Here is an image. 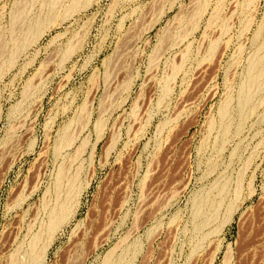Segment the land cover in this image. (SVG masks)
Here are the masks:
<instances>
[{
    "label": "rangeland",
    "instance_id": "1",
    "mask_svg": "<svg viewBox=\"0 0 264 264\" xmlns=\"http://www.w3.org/2000/svg\"><path fill=\"white\" fill-rule=\"evenodd\" d=\"M50 1L0 0V264L70 189L40 264H264V0H61L14 54Z\"/></svg>",
    "mask_w": 264,
    "mask_h": 264
},
{
    "label": "bare ground",
    "instance_id": "2",
    "mask_svg": "<svg viewBox=\"0 0 264 264\" xmlns=\"http://www.w3.org/2000/svg\"><path fill=\"white\" fill-rule=\"evenodd\" d=\"M247 1V0H246ZM250 2V1H249ZM252 2V1H251ZM61 4V0H51L50 2H49V5H48V14L49 15H46V17H37L36 19H34V21L29 25V26H27V30H26V32H25V34L22 36V37H20V38H16V39H14V40H12L13 42H12V46H13V53L14 54H16V53H19L21 50H23L27 45H28V43L30 42V41H33V40H35L40 34H41V32L43 31V28H44V26H45V22L50 18L49 16H50V14L52 13V12H54V10L55 9H57V5L58 4ZM247 3V2H246ZM249 4V3H248ZM82 5V0H72L71 2H70V4L66 7V11L65 12H69V11H72V10H74V9H76L77 7H79V6H81ZM247 5V4H246ZM53 14V13H52ZM64 15V14H63ZM259 30H256V32H255V40L257 41V42H259V47H260V49L264 46V39L263 38H261V31H262V28H258ZM258 49V48H257ZM259 49V50H260ZM261 55H263V54H261ZM256 55H254V57L253 58H251L250 59V61H248L249 62V64H248V67H249V69L247 68L246 70H248V72H247V80L245 81L244 80V82H245V84H241V86H243L242 87V91H245V92H247L248 93V91H250V89H254V87L255 88H259V86H261V84H260V82H259V76L261 75L260 74V72H261V70L263 71V67H261V64L262 63H260L261 61L259 60L260 58H259V56H258V59L255 57ZM262 65H264V64H262ZM263 75V74H262ZM262 80V79H261ZM264 81V80H263ZM260 84V85H259ZM256 89H254L253 91H255ZM241 91V90H240ZM241 91V92H242ZM247 93H245L246 95H247ZM241 93H239V95H240ZM243 94H244V92H243ZM243 94H242V97H244L243 99H241V102L240 103H238L239 105H240V109H243V107H245L246 105H247V103L249 102V99H250V97H248V96H245V94H244V96H243ZM250 94V93H249ZM251 95V94H250ZM249 95V96H250ZM241 96V95H240ZM239 99V98H238ZM239 101V100H238ZM227 103V105H228V103H229V101L228 102H226ZM224 104V103H223ZM225 105V104H224ZM227 105H226V107L225 106H223V108H221V111H220V118H221V120L224 118V117H226V115H227V113H226V108H227ZM238 105V106H239ZM227 109H229V108H227ZM230 112V111H229ZM228 112V113H229ZM229 116V115H228ZM244 117V116H243ZM226 120V119H225ZM243 120V119H242ZM223 122H225V121H223ZM66 137V136H65ZM65 140H67V139H65ZM61 142V141H60ZM67 141H65L64 143H66ZM62 143H63V141H62ZM68 143V142H67ZM62 145H65V144H62ZM61 145V146H62ZM63 147V146H62ZM73 181V180H72ZM218 183V182H217ZM71 185H73V184H71ZM58 186V185H57ZM225 186V185H224ZM68 187H70V185L69 186H67V188ZM75 187V186H74ZM74 187H72V188H74ZM57 188V187H56ZM71 188V187H70ZM58 189H59V187H58ZM222 189H223V187L220 189L221 191H222ZM74 189H70V190H65V191H67L66 193L65 192H63V197H62V200L61 201H59L58 202V204L56 205V206H54V207H52V209H49V222H48V224L46 225V228H45V230H44V235H45V240H44V242H43V244H42V246L41 247H39V248H37V246H36V243H37V238H35V239H32V242H31V249H30V254H29V257H28V262H27V264H40V262H41V259H42V255L44 254V250H45V247L49 244V242L52 240V238H54L53 237V235H54V233H55V231H57V229L58 228H60L70 217H71V215L72 214H74L73 213V204H71L72 202L74 203L75 202V200H76V196H77V192H75V191H73ZM220 190L218 191L219 193H221L220 192ZM56 191H58L57 189L55 190V192ZM59 191H60V189H59ZM75 192V193H74ZM235 192V191H234ZM212 193V192H211ZM211 193H209L210 195H211ZM217 193V192H216ZM236 193H237V191H236ZM55 194H57V192L55 193ZM60 195H61V191H60ZM59 195V196H60ZM203 195V194H202ZM217 195V194H216ZM58 196V195H57ZM212 196V195H211ZM218 196V195H217ZM220 196V195H219ZM225 196V195H224ZM206 197H208V196H206ZM205 197V198H206ZM236 197V199H237V195L235 196ZM235 197H233V198H235ZM59 197H57V199H58ZM204 198V199H205ZM222 198H224V197H222ZM56 199V201H58ZM225 199V198H224ZM209 200V199H208ZM207 200V201H208ZM219 200H221V196H220V199ZM218 200V201H219ZM223 200V199H222ZM202 201V200H201ZM212 200H210V202H211ZM215 201V200H214ZM213 201V202H214ZM232 201V200H231ZM234 201V200H233ZM205 202V201H204ZM235 202V201H234ZM76 204V203H75ZM203 204V203H202ZM201 204V205H202ZM206 204V203H205ZM209 204V203H208ZM213 204H216V203H213ZM220 204H222V203H220ZM200 205V206H201ZM210 205V204H209ZM208 205V206H209ZM230 205H231V203H230ZM199 206V207H200ZM203 206V205H202ZM208 206H206V207H208ZM211 206V205H210ZM219 206V205H218ZM218 206H216V207H218ZM234 206H235V204H234ZM205 207V208H206ZM215 207V206H214ZM215 207V208H216ZM229 207V206H228ZM231 207H233L232 205H231ZM76 208V207H75ZM201 208V207H200ZM200 208L197 210V213L195 214L196 216L198 215V214H200ZM210 208V207H209ZM221 208V207H220ZM219 207H218V209H220ZM201 209H203V207L201 208ZM214 209V208H213ZM226 210H227V208H225ZM210 210H212V209H210ZM205 211V210H204ZM203 211V212H204ZM208 211V210H207ZM227 211H229V210H227ZM75 212V211H74ZM213 212H215L214 210H213ZM213 212H211V213H213ZM233 212V208H231L230 209V211L228 212V213H226L225 214V216H224V221H223V224H225L226 222H228V220L230 219V217H231V215L233 214L232 213ZM208 213V212H207ZM225 213V212H224ZM223 213V214H224ZM203 214V213H202ZM206 214V213H205ZM216 215L215 216H217V212L215 213ZM212 215V214H211ZM204 216V215H203ZM208 216L210 217V214H208ZM205 217V220L206 219H208L209 217ZM222 218V217H221ZM210 219H212V218H210ZM223 220V219H222ZM221 220V221H222ZM213 221V220H212ZM216 221V220H215ZM207 222H209V221H207ZM206 222V223H207ZM205 225V224H204ZM220 225H222V223L221 224H219L218 226L220 227ZM222 226H224V225H222ZM217 230H219V229H217ZM43 235V236H44ZM38 240H40V239H38ZM43 241V240H42ZM39 242V241H38ZM38 244V243H37ZM109 258V257H108ZM107 259V258H106ZM110 259V258H109ZM43 260V259H42ZM104 262L105 263H107L108 262V260H104ZM16 263V262H15ZM104 263V264H105ZM14 264V263H13Z\"/></svg>",
    "mask_w": 264,
    "mask_h": 264
}]
</instances>
